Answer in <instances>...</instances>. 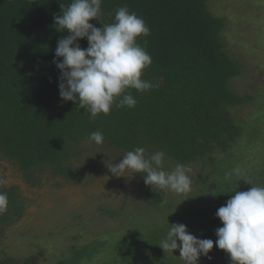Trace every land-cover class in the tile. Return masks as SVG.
Here are the masks:
<instances>
[{
	"label": "trees",
	"instance_id": "obj_1",
	"mask_svg": "<svg viewBox=\"0 0 264 264\" xmlns=\"http://www.w3.org/2000/svg\"><path fill=\"white\" fill-rule=\"evenodd\" d=\"M70 2L0 0V157L18 167L31 186L49 171L80 180L73 165L82 156L88 154L89 170L106 153L120 151L122 157L137 147L145 148V155L163 151L180 164L203 163L212 169L221 165V173L214 170L212 180L197 187L201 192L191 202L197 238L215 242L216 230L223 226L217 210L236 190L264 186V165L251 171L253 167L242 165L247 156L233 158L238 142L253 152L264 131L261 124L239 120L233 112L252 104L255 96L234 87L244 65L227 48V19L211 10V0H102L101 15L90 21L97 28L114 22L116 10L123 6L146 22L150 35L138 43L151 56L142 79L153 87L145 92L128 89L137 101L134 107L114 105L108 115L91 119L78 102L64 101L59 93L55 50L69 33L57 31L54 17L62 14V4ZM78 43L84 49L89 46L86 38ZM94 131L103 133L102 144L89 140ZM236 168L240 175L226 179V173ZM0 193L8 197L0 211V264H37L44 250L21 258L2 248L8 226L21 220L26 203L2 175ZM166 194L150 187L142 199L161 204ZM104 242L98 239L77 247L59 264H152L159 255V243L124 235L116 241L112 261H97ZM209 256H202L198 264H232L229 254L218 247Z\"/></svg>",
	"mask_w": 264,
	"mask_h": 264
},
{
	"label": "rangeland",
	"instance_id": "obj_2",
	"mask_svg": "<svg viewBox=\"0 0 264 264\" xmlns=\"http://www.w3.org/2000/svg\"><path fill=\"white\" fill-rule=\"evenodd\" d=\"M210 8L227 19L224 31L227 48L244 65L234 87L241 93L255 96L252 104L235 107L233 112L239 120L261 124L264 131V0H211ZM263 136L262 133L257 141L254 140L253 152L246 149L243 141L238 142L233 149V158L242 160L247 156L242 165L258 171L264 165ZM119 152L106 153L105 159L100 164L90 165L89 170L88 154L77 159L73 166L81 173L80 180H70L49 171L41 176L38 185L33 186L18 167L0 157V175L9 186L17 187L26 203L21 220L8 226L2 248L21 258L44 250L37 264H59L77 247L104 239V247L97 252V261H103V258L112 261L117 254L116 241L129 235L145 243H159V255L152 264H184L179 249L165 252L160 243L171 224H184L189 233L197 237L193 226L195 205L191 202L201 192L197 187L209 184L214 170H218L215 174L219 175L222 166L212 169L203 163L198 166L196 163L183 164L189 169L190 191L183 194L166 191L165 202L153 204L142 199L145 191L150 190L144 183L146 173L134 174L129 170L125 173L127 177L117 178L109 171L107 165L122 160L124 155L120 157ZM177 164L165 153V171H172ZM242 168L240 165L239 169Z\"/></svg>",
	"mask_w": 264,
	"mask_h": 264
},
{
	"label": "clouds",
	"instance_id": "obj_3",
	"mask_svg": "<svg viewBox=\"0 0 264 264\" xmlns=\"http://www.w3.org/2000/svg\"><path fill=\"white\" fill-rule=\"evenodd\" d=\"M101 4L102 0H71L67 6L62 4V14L54 17L57 31L69 33L57 42L55 50L54 63L61 72L60 97L78 102L91 119L108 115L114 105L134 107L137 101L128 89L145 92L153 87L142 79L152 64L151 56L138 43L140 37L150 35L146 22L123 6L116 10L114 22L97 28L90 21L101 15ZM85 38L87 49L78 43ZM89 140L100 145L104 135L94 131ZM145 152L143 147L128 151L118 164L107 165L109 171L117 178L127 177L129 170L146 173L144 183L152 189L177 194L190 191L191 178L185 165L178 163L168 172L163 168V151L149 158ZM233 174L240 175L239 169L226 173V179ZM7 203V194L0 193V211ZM216 216L223 226L217 228L215 242L198 239L184 224H171L160 246L165 252L179 249L184 264H198L202 255L211 259L209 253L214 247L228 253L232 264H264V186L236 190Z\"/></svg>",
	"mask_w": 264,
	"mask_h": 264
}]
</instances>
